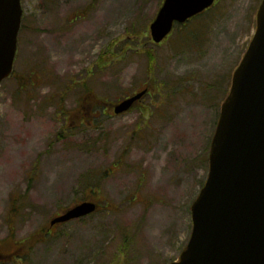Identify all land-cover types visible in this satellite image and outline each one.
Returning <instances> with one entry per match:
<instances>
[{"label": "rangeland", "instance_id": "374dc122", "mask_svg": "<svg viewBox=\"0 0 264 264\" xmlns=\"http://www.w3.org/2000/svg\"><path fill=\"white\" fill-rule=\"evenodd\" d=\"M260 1L219 0L159 45L164 0H22L0 87V264L179 260ZM147 86L133 111L107 108ZM84 200L99 212L47 233Z\"/></svg>", "mask_w": 264, "mask_h": 264}, {"label": "water", "instance_id": "95a60500", "mask_svg": "<svg viewBox=\"0 0 264 264\" xmlns=\"http://www.w3.org/2000/svg\"><path fill=\"white\" fill-rule=\"evenodd\" d=\"M215 0H165L150 26L161 43L176 23L210 8ZM23 17L22 0H0V85L10 77ZM145 89L114 105L116 115L132 109ZM83 202L51 226L95 213ZM193 230L179 261L171 264H264V0L257 30L221 106L209 155V175L191 206Z\"/></svg>", "mask_w": 264, "mask_h": 264}, {"label": "trees", "instance_id": "16d2710c", "mask_svg": "<svg viewBox=\"0 0 264 264\" xmlns=\"http://www.w3.org/2000/svg\"><path fill=\"white\" fill-rule=\"evenodd\" d=\"M153 62H154V57L151 55V56H149L148 57V63H149V66H148V69H149V71L151 72V70H152V65H153ZM95 95H92V96H89V93H87V97H92L93 98V105H94V107L96 106V107H99V103L98 102H95V100H97V98L98 97H94ZM97 186V185H96Z\"/></svg>", "mask_w": 264, "mask_h": 264}, {"label": "flooded vegetation", "instance_id": "af4514ba", "mask_svg": "<svg viewBox=\"0 0 264 264\" xmlns=\"http://www.w3.org/2000/svg\"><path fill=\"white\" fill-rule=\"evenodd\" d=\"M257 4H258V2H257ZM58 226H60V225H56V226H54V227L48 228L49 233H51L53 230H55ZM0 257H1V256H0ZM2 258H3V257H2Z\"/></svg>", "mask_w": 264, "mask_h": 264}]
</instances>
